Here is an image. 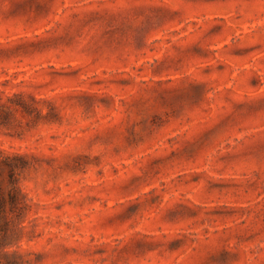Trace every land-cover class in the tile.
I'll return each mask as SVG.
<instances>
[{"label": "rangeland", "instance_id": "rangeland-1", "mask_svg": "<svg viewBox=\"0 0 264 264\" xmlns=\"http://www.w3.org/2000/svg\"><path fill=\"white\" fill-rule=\"evenodd\" d=\"M0 264H264V0H0Z\"/></svg>", "mask_w": 264, "mask_h": 264}]
</instances>
